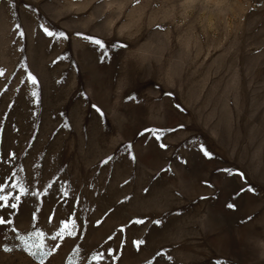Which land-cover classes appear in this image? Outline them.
Here are the masks:
<instances>
[{
	"label": "rangeland",
	"instance_id": "1",
	"mask_svg": "<svg viewBox=\"0 0 264 264\" xmlns=\"http://www.w3.org/2000/svg\"><path fill=\"white\" fill-rule=\"evenodd\" d=\"M0 188V264H264V0H0Z\"/></svg>",
	"mask_w": 264,
	"mask_h": 264
},
{
	"label": "snow or ice",
	"instance_id": "2",
	"mask_svg": "<svg viewBox=\"0 0 264 264\" xmlns=\"http://www.w3.org/2000/svg\"><path fill=\"white\" fill-rule=\"evenodd\" d=\"M44 31H45V33H46L48 36H53V35H57L58 37H64V36H65V33H64V32H59V33H55V34H54L52 31H49L46 27L44 28ZM77 35H80V33H77ZM87 39L92 40V42H94V43H95L96 45H98L100 48H104V47H105L104 43H103L100 39H94L93 37H87ZM106 55H107V53H105V56H106ZM31 82H32L33 84L36 83V78H35L34 76L31 77ZM33 95L35 96L36 93L33 92ZM93 108H96V111H97V112H100V109L97 108L95 105H93ZM101 115H103V113H101ZM180 127H183V125H180ZM150 131L153 132V135H156V130H150ZM171 131H175V129H173V130H171ZM157 139H159V136H157ZM128 147L131 148V145H129ZM161 147H166V145L161 144ZM201 150L204 151V155H205V156H209V157L211 156V154H210L209 152H207L206 150L203 149V146H201ZM108 159H111V157H109ZM104 163H107V161H104ZM226 171L231 172L232 170H226ZM241 175H242V174H241ZM51 186H52V185H49V187H51ZM248 190H249V191H255V189H253L251 186H249ZM0 191H2V188H0ZM146 191H147V190H146ZM64 195H67V193H64ZM16 199L18 200L19 197H16ZM0 201H4L5 204H6L7 206H10V207H12V208H15V207H16L15 204H12V203H9V202H8V196H7V195H0ZM228 207L231 208V207H233V205H232V204H229ZM8 222L11 223L10 221H8ZM3 223H5V220H4V219H0V224H3ZM97 223H99V221H98ZM136 223H141V224H142L143 221L138 220V221H136ZM154 223L159 224L160 221H155ZM70 234H72V233H70ZM59 235H60V233H57V236H59ZM55 238H56V237L54 236L53 239H55ZM134 243H136L137 245H139V244L144 243V241H143V240H140V241H134Z\"/></svg>",
	"mask_w": 264,
	"mask_h": 264
}]
</instances>
